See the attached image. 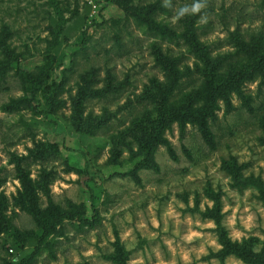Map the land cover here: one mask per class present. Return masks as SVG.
<instances>
[{
    "label": "rangeland",
    "instance_id": "obj_1",
    "mask_svg": "<svg viewBox=\"0 0 264 264\" xmlns=\"http://www.w3.org/2000/svg\"><path fill=\"white\" fill-rule=\"evenodd\" d=\"M58 1L66 23L48 69L46 45L57 20L48 0H0V34L18 57L9 59L0 49V203L1 217L10 224L9 230L0 232V264L17 262L35 245L32 234L39 227L16 201L22 186L9 161L10 153L27 154L33 141L53 145L57 157L43 165L53 172L48 195L37 188L38 161L23 162L31 178L27 179L31 199L25 202L30 204L35 194L39 209L51 206L45 210L51 220L53 213L84 203L86 216L94 215L95 220L89 226L77 218L64 219L31 264H113L105 257L113 252L115 241L130 251L128 264H248L235 256L223 262L207 258L220 248L211 230L215 222L189 208L212 207L204 194L210 184L221 191V224L231 240L251 237L255 248H264V196L255 184L234 186L221 168L222 160L235 157L243 175L264 186V82L260 77L244 82L240 89L248 105L232 93L235 109L226 115L219 102L217 118L210 122L214 147L204 143L195 126L187 124L181 138L173 125L165 138L177 159L158 145L157 169H139L137 180L130 170L139 156L116 145V140L132 120L152 110L149 101H138L144 87L154 91L155 81H165L153 46L177 59L179 68L190 67L180 79L179 97L198 98L202 77L195 63H201L183 41L147 33L122 6L153 4L155 19L177 31H183L185 19L191 17L212 57L224 60L225 74L249 60L237 50L238 37L246 43L260 39L264 50V0ZM195 4L200 8L194 13ZM44 71L48 83L56 82V97L66 105L47 115L30 108L4 109L29 100L30 78L39 81ZM91 72L95 87L104 89L110 78L115 86L116 81L123 82V87L114 91L108 86L104 96L86 99L84 115L98 116L107 109L116 116L94 134H85L73 128L71 97ZM133 145L136 151L134 141Z\"/></svg>",
    "mask_w": 264,
    "mask_h": 264
},
{
    "label": "trees",
    "instance_id": "obj_2",
    "mask_svg": "<svg viewBox=\"0 0 264 264\" xmlns=\"http://www.w3.org/2000/svg\"><path fill=\"white\" fill-rule=\"evenodd\" d=\"M48 3L57 19L55 26L50 27V38L46 45L47 56L51 57L47 64L49 69L53 60L52 53L60 42L66 18L58 0H48ZM126 3V5L122 6L125 13L133 17L139 26L145 28L147 33L175 43L183 41L201 63V65L198 62L195 63L196 71L200 72L202 77V90L199 92L198 98L192 100V95L179 97L176 90L180 86V79L185 74L184 71L189 70L190 67L184 65V69L179 68L177 59L166 56L160 47L153 46V53L156 55L155 61L163 69L165 81H155L153 85L154 91L149 87H144L143 94L137 97L138 101H149L150 105L153 106L152 110L132 120L130 127L125 129L119 135V139L116 140V145L125 147L133 156H139L140 159L130 170V173L139 180L137 175L139 169H157V164L154 161V152L158 145L164 146L172 159H177L173 146L165 138L166 131L171 130L175 124L178 126L181 138L184 136L187 124H191L196 127L206 145L215 146L210 122L215 121L217 118V112L220 110L219 102L223 103L224 115L235 109L231 102L232 93H238L242 97L244 104L248 105L247 98L242 95L240 88L244 82L254 81L256 77H260L261 81L264 82V50L262 51V47H260V39L256 42L246 43L238 37V41L235 42L237 50L247 54L249 60L240 66L233 67L231 71L221 74L225 67L224 60L220 56L212 57L209 46L203 44L197 37L196 26H194L191 17L185 19L184 30L177 31L155 19V5L137 6ZM4 36L0 34V49L9 59L18 60L17 54L8 46ZM91 78L92 72L82 77L84 85L80 86L76 94L71 97L73 128L75 131L85 134H94L97 129L107 126L108 121L116 116L115 111H108L107 109H104L98 116L93 115L91 112L84 115L83 103L86 99L104 96L107 93L108 86L112 87L114 91L123 87V82L120 81H116L115 86L112 78L108 81V86H104V89L95 87L94 83L96 81H94V77ZM47 79V71L43 72L39 81H33L30 78L29 100L24 99L10 105H4V109L13 111L20 108H30L34 112L47 115L66 105L64 100L56 97L58 90L56 82L48 83ZM37 93H40V98L36 96ZM127 134L131 136L130 139L126 138ZM133 141L135 142L136 151L133 150ZM27 150L28 153L23 155L10 153L9 161L14 165L16 178L22 186V191L19 192V197L16 201L20 203L22 210L31 214L39 228L37 232L32 234V239L35 242L32 251L11 264H31L33 258L44 249L49 235L55 231L56 226L62 223L64 219L73 220L77 218L89 226H93L95 220L94 215L91 217L86 216L84 203H79L71 210L53 213L54 216L51 220L46 214V211L48 212L51 206L48 210L45 209L46 211L39 209L35 194L30 204L25 202V199H31L28 191L30 182L27 181V179L30 180L31 178L28 176L29 173L24 168L23 162L27 160L31 162L38 161L41 170L40 177L36 182L37 188L44 192L45 195H48V184L53 172L46 170L43 165L52 157L53 159L57 157L56 148L42 141H33V146L27 148ZM221 168L229 175L234 186L255 184V187L264 196L262 183H254L253 180L246 178L242 173L241 165L238 164L235 157L222 160ZM1 181L0 179V183ZM204 194L212 201V207L207 206L204 210L197 207L195 209L189 208V211L191 213L197 211L202 219H212L215 222V227L211 230L220 244V248L215 252H211L207 258H217L220 262H223L227 256H235L248 264H264V248L262 251L255 248L254 240L251 237L243 238L241 241H232L228 236L226 228L221 224L223 215L221 212V191L215 190L208 184L204 189ZM3 209L4 205L0 203V232L9 230L10 226L8 221L1 217ZM113 245V252L105 258L113 264H128L130 251L126 250L119 241H115Z\"/></svg>",
    "mask_w": 264,
    "mask_h": 264
},
{
    "label": "clouds",
    "instance_id": "obj_3",
    "mask_svg": "<svg viewBox=\"0 0 264 264\" xmlns=\"http://www.w3.org/2000/svg\"><path fill=\"white\" fill-rule=\"evenodd\" d=\"M199 8H200V5L199 4H195V5H193V7H192V11L195 13V12H197L198 10H199ZM183 9L181 10V15L183 14Z\"/></svg>",
    "mask_w": 264,
    "mask_h": 264
},
{
    "label": "built area",
    "instance_id": "obj_4",
    "mask_svg": "<svg viewBox=\"0 0 264 264\" xmlns=\"http://www.w3.org/2000/svg\"><path fill=\"white\" fill-rule=\"evenodd\" d=\"M9 251L11 252V251H12V249L10 248V249H9Z\"/></svg>",
    "mask_w": 264,
    "mask_h": 264
}]
</instances>
